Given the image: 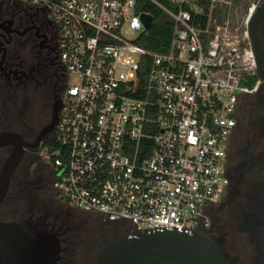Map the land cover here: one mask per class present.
I'll use <instances>...</instances> for the list:
<instances>
[{"label": "built area", "instance_id": "1", "mask_svg": "<svg viewBox=\"0 0 264 264\" xmlns=\"http://www.w3.org/2000/svg\"><path fill=\"white\" fill-rule=\"evenodd\" d=\"M13 1L46 10L69 76L50 154L57 197L127 235L210 229L242 100L262 85L250 24L263 0ZM141 1L174 22L164 52L136 43Z\"/></svg>", "mask_w": 264, "mask_h": 264}, {"label": "flooded vegetation", "instance_id": "2", "mask_svg": "<svg viewBox=\"0 0 264 264\" xmlns=\"http://www.w3.org/2000/svg\"><path fill=\"white\" fill-rule=\"evenodd\" d=\"M257 37L264 72V19ZM68 80L59 58L58 29L46 10L0 0V134L17 133L27 143L8 195L0 204L5 215L0 221L18 223L35 238L43 233L56 236L61 244L58 264H93L127 230L60 200L53 188L52 161L47 157L46 141L53 133L37 143L53 120L55 106L62 108ZM37 123L44 125L37 129ZM12 151V147L0 148V154L6 155H0V174ZM228 170L227 195L210 208L211 228L204 234L222 248L229 264H264V80L256 95L242 100L239 122L229 141ZM11 196L15 201L24 197L23 211L16 202L15 207L9 205ZM60 204L74 211L67 209L70 214L62 222L61 214L52 213ZM75 215L83 221L77 229L89 236L79 252L75 237L65 232L70 230L65 229L68 217Z\"/></svg>", "mask_w": 264, "mask_h": 264}, {"label": "water", "instance_id": "3", "mask_svg": "<svg viewBox=\"0 0 264 264\" xmlns=\"http://www.w3.org/2000/svg\"><path fill=\"white\" fill-rule=\"evenodd\" d=\"M147 30L154 23L152 14H143ZM264 19V6L250 24L253 51L256 56L259 77L264 80L263 66L259 58L257 30ZM61 106L54 108L53 120L46 127L38 144L52 134L59 121ZM27 143L17 133L0 134V148L12 147L0 174V204L9 192L11 180L24 157ZM61 254L59 239L43 233L36 238L18 223L0 221V264H58ZM93 264H229L222 248L206 234L178 228H148L133 231L109 243Z\"/></svg>", "mask_w": 264, "mask_h": 264}, {"label": "trees", "instance_id": "4", "mask_svg": "<svg viewBox=\"0 0 264 264\" xmlns=\"http://www.w3.org/2000/svg\"><path fill=\"white\" fill-rule=\"evenodd\" d=\"M162 3H166L167 0H159ZM139 10L141 12L152 14L155 18L154 24L151 30L143 33L137 40V44L149 51L164 52L166 51L172 41L174 33V22L156 8L152 3L141 1L139 4ZM148 59L144 61L142 72L148 71ZM46 146L49 147L50 154L57 151L58 145L55 143L54 136L51 135L47 138Z\"/></svg>", "mask_w": 264, "mask_h": 264}, {"label": "rangeland", "instance_id": "5", "mask_svg": "<svg viewBox=\"0 0 264 264\" xmlns=\"http://www.w3.org/2000/svg\"><path fill=\"white\" fill-rule=\"evenodd\" d=\"M134 36H136L137 34H133ZM39 124V125H38ZM42 125H44V123H37L36 125H35V128H37V129H40L41 128V126ZM46 153L44 152L43 153V151H42V155H45ZM0 155H2V157L4 156V157H6V155L4 154V153H2V154H0ZM47 157H48V159H50V153L47 155ZM42 159L44 160V156L42 157ZM22 196H24V195H22ZM12 198L10 199L11 201H10V203H9V205L10 206H14V203L16 202V205L18 206V207H20V209L23 211V209L22 208H24L25 207V204H24V202H25V200H24V197H20L19 198V200L20 201H15L13 198H14V196H11ZM15 207V206H14ZM15 209V208H14ZM67 209H70V210H72L70 207H68L67 205H57L56 207H55V210H53L52 211V213H54V214H56V213H59V215L61 214V222L62 221H65V216H67L68 214H70V212H68L67 211ZM73 211V210H72ZM74 212V211H73ZM67 214V215H66ZM72 214V213H71ZM79 214V213H78ZM80 215V214H79ZM0 217H5V215L3 214V212H0ZM68 221H69V224H65V229L66 230H68L67 228H70V230L67 232V231H65L66 233H67V235H72V236H74L75 238H74V242H76V243H78L79 244V246L77 247V251L79 252V251H81V250H83L84 249V244L83 243H86L87 241H89L88 240V233H86V232H84L83 230H79V229H77V227L79 226V224H81V223H83V221H82V219L81 218H79L77 215H75V216H69L68 217ZM77 236H80V237H77ZM76 258H79V256H78V253H77V257Z\"/></svg>", "mask_w": 264, "mask_h": 264}]
</instances>
